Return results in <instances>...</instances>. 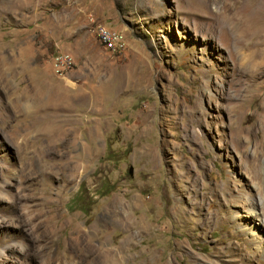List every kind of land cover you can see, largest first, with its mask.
Wrapping results in <instances>:
<instances>
[{"label":"rangeland","instance_id":"1","mask_svg":"<svg viewBox=\"0 0 264 264\" xmlns=\"http://www.w3.org/2000/svg\"><path fill=\"white\" fill-rule=\"evenodd\" d=\"M254 205L264 2L0 0V264H264Z\"/></svg>","mask_w":264,"mask_h":264},{"label":"bare ground","instance_id":"2","mask_svg":"<svg viewBox=\"0 0 264 264\" xmlns=\"http://www.w3.org/2000/svg\"><path fill=\"white\" fill-rule=\"evenodd\" d=\"M260 1L261 2H264V0H260ZM261 6L263 7V5H261ZM241 11L242 10H240V9H237L236 10V8L234 10L230 11L229 15H227L228 16V20H231L230 22H234V21H236V19L238 20V17L240 15V12ZM239 21H240V19H239ZM234 32H235V30H234ZM253 34H256V33L254 32ZM255 207L256 206L254 205V207L250 209V212L248 213V215H249L248 216V221H246V222H240L239 228L241 229V231H243V232H245L247 234H250L252 236V238L254 239V244L256 246V250H259L258 252H261L264 255V237H262V233H261L262 231H264V228L262 227V222L259 221V220L262 219L261 218V215H260V213L257 212V210H256ZM88 245L89 244L87 243L86 246H88ZM86 246H84L82 249L84 250L86 248ZM91 250L92 249L90 248L89 251H91ZM92 251H94V250H92Z\"/></svg>","mask_w":264,"mask_h":264},{"label":"built area","instance_id":"3","mask_svg":"<svg viewBox=\"0 0 264 264\" xmlns=\"http://www.w3.org/2000/svg\"><path fill=\"white\" fill-rule=\"evenodd\" d=\"M96 35L102 46L110 51L122 49L124 46L123 35L105 25H98Z\"/></svg>","mask_w":264,"mask_h":264},{"label":"trees","instance_id":"4","mask_svg":"<svg viewBox=\"0 0 264 264\" xmlns=\"http://www.w3.org/2000/svg\"><path fill=\"white\" fill-rule=\"evenodd\" d=\"M83 199H84L83 189L82 188H79L78 191L76 192V194L71 199L70 206H72V208L79 207V209L82 212L88 213L89 212L88 206L81 204V202H82Z\"/></svg>","mask_w":264,"mask_h":264}]
</instances>
